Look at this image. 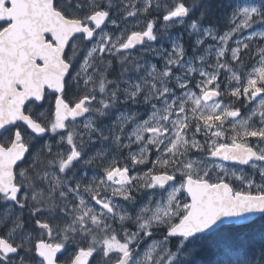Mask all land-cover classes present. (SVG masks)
Instances as JSON below:
<instances>
[{
	"label": "snow or ice",
	"instance_id": "obj_1",
	"mask_svg": "<svg viewBox=\"0 0 264 264\" xmlns=\"http://www.w3.org/2000/svg\"><path fill=\"white\" fill-rule=\"evenodd\" d=\"M0 264H264V0H0Z\"/></svg>",
	"mask_w": 264,
	"mask_h": 264
}]
</instances>
